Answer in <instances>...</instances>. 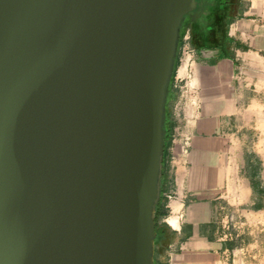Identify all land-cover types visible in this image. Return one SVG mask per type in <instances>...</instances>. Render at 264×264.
Here are the masks:
<instances>
[{
	"label": "water",
	"instance_id": "obj_1",
	"mask_svg": "<svg viewBox=\"0 0 264 264\" xmlns=\"http://www.w3.org/2000/svg\"><path fill=\"white\" fill-rule=\"evenodd\" d=\"M198 0H0V264H155L164 121Z\"/></svg>",
	"mask_w": 264,
	"mask_h": 264
},
{
	"label": "crops",
	"instance_id": "obj_2",
	"mask_svg": "<svg viewBox=\"0 0 264 264\" xmlns=\"http://www.w3.org/2000/svg\"><path fill=\"white\" fill-rule=\"evenodd\" d=\"M198 1L180 33L189 29L195 44L192 73L179 44L172 79L177 144L164 152L159 201L171 236L156 246L155 264H223V204L264 178L244 173L246 154L264 164V0Z\"/></svg>",
	"mask_w": 264,
	"mask_h": 264
},
{
	"label": "rangeland",
	"instance_id": "obj_3",
	"mask_svg": "<svg viewBox=\"0 0 264 264\" xmlns=\"http://www.w3.org/2000/svg\"><path fill=\"white\" fill-rule=\"evenodd\" d=\"M183 24L188 26V19H185ZM183 34L180 36V49L183 43ZM174 97L175 93L171 80L165 118L168 113L172 123V104L174 102ZM173 139H170L169 143L165 145L164 130V152L167 147L174 148L175 143ZM244 158L246 160L244 166V173L246 175L264 174L263 161L259 160L256 154H246ZM241 165L243 166L242 162L240 163V167ZM252 181L255 189L252 195L244 190L245 192L244 195L241 196V202L231 203L230 201H225L223 204L224 207L221 209L219 215V233L222 237L223 251L225 252L222 259L223 264H264V178L260 177ZM245 182L247 184V180H245ZM247 188L248 185H246L245 189L247 190ZM157 245L158 243L156 240V246Z\"/></svg>",
	"mask_w": 264,
	"mask_h": 264
},
{
	"label": "built area",
	"instance_id": "obj_4",
	"mask_svg": "<svg viewBox=\"0 0 264 264\" xmlns=\"http://www.w3.org/2000/svg\"><path fill=\"white\" fill-rule=\"evenodd\" d=\"M182 47H181V58H180V61H181V64L182 65H188V70L190 73H192V62L194 60V46L192 44V41H191V32L189 29H186L184 34H183V37H182ZM181 87L184 91H188L189 88L191 87L190 85H187L186 81H184L182 84H181ZM173 142L177 144V138L174 137L173 139ZM183 146L184 147H187L189 145V142L188 140H184L183 141Z\"/></svg>",
	"mask_w": 264,
	"mask_h": 264
},
{
	"label": "trees",
	"instance_id": "obj_5",
	"mask_svg": "<svg viewBox=\"0 0 264 264\" xmlns=\"http://www.w3.org/2000/svg\"><path fill=\"white\" fill-rule=\"evenodd\" d=\"M218 23V26L223 27L224 26V20L222 22L221 19H217L216 20ZM193 40V38H192ZM194 44V41H193ZM195 45V44H194ZM172 128H173V123L170 121L169 119V114H166V118H165V124H164V130H165V145H167V143H169L170 139H171V133H172ZM162 215V208H161V202L158 204L157 206V211H156V233H157V243H159L163 238V236L165 237H170L171 233L168 232L167 234V229L165 226H163V224H161L160 222V217Z\"/></svg>",
	"mask_w": 264,
	"mask_h": 264
},
{
	"label": "flooded vegetation",
	"instance_id": "obj_6",
	"mask_svg": "<svg viewBox=\"0 0 264 264\" xmlns=\"http://www.w3.org/2000/svg\"><path fill=\"white\" fill-rule=\"evenodd\" d=\"M203 1H205V0H203ZM207 1H209V0H207Z\"/></svg>",
	"mask_w": 264,
	"mask_h": 264
}]
</instances>
